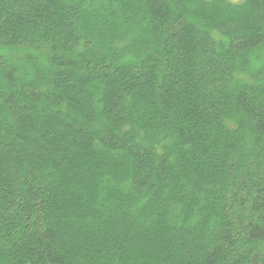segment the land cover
<instances>
[{"label": "trees", "instance_id": "16d2710c", "mask_svg": "<svg viewBox=\"0 0 264 264\" xmlns=\"http://www.w3.org/2000/svg\"><path fill=\"white\" fill-rule=\"evenodd\" d=\"M0 264H264V0H0Z\"/></svg>", "mask_w": 264, "mask_h": 264}]
</instances>
